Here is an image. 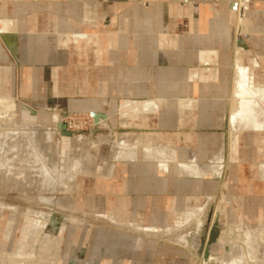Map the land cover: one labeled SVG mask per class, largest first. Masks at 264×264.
Here are the masks:
<instances>
[{"label":"crops","instance_id":"obj_1","mask_svg":"<svg viewBox=\"0 0 264 264\" xmlns=\"http://www.w3.org/2000/svg\"><path fill=\"white\" fill-rule=\"evenodd\" d=\"M237 5L234 0H0V15L15 18L3 21L7 34L12 23L23 32L27 102L101 114L110 129L123 119L135 132L131 150L119 152L129 162L111 165L110 176L94 183L88 200L89 208L104 209L105 218L120 228L89 227L86 234L76 228V260L188 264L190 248L177 246L172 234L190 222L204 224L213 198L225 195L232 220L264 221V192L255 186L263 180L256 167H245L250 152L239 148L255 136L238 137L248 131L264 135V122L250 120L247 88L252 83L262 95L264 89L250 76L242 81L243 70L231 116L238 146L232 165L226 177L221 167L211 173L219 176H193L205 174L198 160L215 156L223 145L220 132L236 78L229 74L233 57L264 84V0L248 1L240 33ZM80 33L88 36L67 39ZM213 57L219 69L201 70Z\"/></svg>","mask_w":264,"mask_h":264},{"label":"rangeland","instance_id":"obj_2","mask_svg":"<svg viewBox=\"0 0 264 264\" xmlns=\"http://www.w3.org/2000/svg\"><path fill=\"white\" fill-rule=\"evenodd\" d=\"M248 1L234 0L238 4V33L245 23ZM13 17L0 15V174H5L4 167L11 168L8 170L9 175L12 172L9 176L12 179L0 180V264H103L109 260H76L73 254V231L80 228L86 234L89 227L120 228L121 223L109 222L105 218L104 209L95 212L89 208L88 200L93 193L94 183L110 176L108 170L111 165L129 162L121 160L119 152L131 150L135 132L123 125V119L122 125L110 129L107 124L103 125L104 119L95 124L89 113H72L53 105L41 108L27 102L22 95L23 73L27 67L24 48L20 44L23 32L14 30L12 23V30L7 34V24L3 25V21L13 22ZM83 36L88 35L80 33L68 36L67 39L77 40ZM237 58L233 57L229 67V74H236V78L230 99L231 109L226 113L224 129L220 132L224 133L223 145L215 156L205 161L198 160L201 166L190 163L209 174L193 176H219L211 173L221 167L220 175L224 169L223 176L226 177L232 165L233 151H238V146L237 139H234V128L231 127V116L237 100L234 92L240 72L243 70L242 81L250 76L264 89V84L262 81L260 83L253 69L237 63ZM214 60L213 57V61L203 65L201 70L219 69ZM257 66L254 63V67ZM192 69L199 70L194 67ZM260 75H263L262 72L257 74ZM190 78L196 79V74ZM247 91L248 101L253 102L250 120L260 124L264 122V94L252 83ZM59 124L65 125L66 131L60 130ZM260 133L241 132L238 137L255 136L249 146L241 142L239 148L250 152L245 167H256L257 176L263 181L256 182L255 186L264 192V179L260 175L261 169L264 170V135ZM121 138L126 142L122 143ZM144 146V143H140V147ZM113 154L119 157L114 159ZM25 155L28 156L25 158ZM3 156H6L5 160ZM14 158L20 161L14 162ZM15 163L23 166V170L21 167L19 170V166L17 169ZM213 200L204 215V224L202 221L197 224L190 222L172 234V241L178 240L177 246L190 248L188 264H203L209 231L218 211L221 213L220 229L223 236L210 248L214 257L210 264H264V221L250 223L232 220V206L226 195ZM160 234L166 236L167 231L162 228ZM187 235L189 237L186 239Z\"/></svg>","mask_w":264,"mask_h":264},{"label":"water","instance_id":"obj_3","mask_svg":"<svg viewBox=\"0 0 264 264\" xmlns=\"http://www.w3.org/2000/svg\"><path fill=\"white\" fill-rule=\"evenodd\" d=\"M91 116L94 118L95 124H98L100 119H107L106 116L101 114H92ZM59 128L60 130L66 131V126L63 124H59ZM66 135L69 136V133H66ZM220 226L221 213L220 211H218L209 231L207 245L203 255V264H210L214 260V257L211 255L210 248L223 236V232L221 231Z\"/></svg>","mask_w":264,"mask_h":264},{"label":"bare ground","instance_id":"obj_4","mask_svg":"<svg viewBox=\"0 0 264 264\" xmlns=\"http://www.w3.org/2000/svg\"><path fill=\"white\" fill-rule=\"evenodd\" d=\"M102 126H103V125H102ZM0 127H1V126H0ZM237 132H238V131H237ZM36 134H37V133H36ZM25 140H26V139H25ZM21 141H22V140H21ZM21 144H22V143H21ZM8 145H9V144H8ZM10 147H12V146H10ZM15 148H16V146H15ZM2 149H4V148H2ZM8 150H9V149H8ZM12 150H13V149H12ZM14 150H15V149H14ZM14 150H13V151H14ZM10 151H11V148H10ZM20 151H21V150H20ZM22 151H23V150H22ZM15 152H16V151H15ZM15 152H14V155H15ZM17 152H18V151H17ZM132 152H133V150H132ZM1 153H2V151H1ZM1 153H0V154H1ZM7 153H8V151H7ZM12 153H13V152H12ZM24 153H25V152H24ZM27 153H28V152H27ZM117 153H118V152H117ZM4 154H6V152H5ZM19 154H21V153H19ZM19 154H18V155H19ZM22 154H23V153H22ZM28 154H29V153H28ZM8 155H10V152H9ZM12 155H13V154H12ZM0 156H1V155H0ZM6 156H7V155H6ZM6 156H3V157H4V158H3L4 160H5V157H6ZM26 156H28V155H25V156H23V157L26 158ZM7 157H8V156H7ZM11 157H13V156H11ZM11 157H10V158H11ZM19 157H20V156H19ZM113 157H114V154H113ZM115 157L118 158L119 156L117 157V156L115 155ZM115 157H114V159H115ZM20 158H22V157H20ZM119 158H121V157H119ZM1 159H2V158H1ZM1 159H0V161H1ZM14 159H15V158H14ZM14 159H13V160H14ZM31 159H32V158H30V160H31ZM33 159H34V158H33ZM33 159H32V160H33ZM6 160H7V159H6ZM10 160H11V159H10ZM13 160H12V161H13ZM16 160H17V159H15L14 162H15ZM23 160H24V159H23ZM26 160H28V159H26ZM8 161H9V160H8ZM19 161H20V160H17V162H19ZM1 162H2V161H1ZM9 162H10V161H9ZM14 162H13V163H14ZM25 162H27V161H24L23 163H25ZM13 163H12V164H13ZM20 163H21V162H20ZM6 164H7V162H6ZM15 164H17V163H15ZM8 165H9V164H8ZM19 165H20V164L18 163L15 167H17V166H19ZM20 167H21V166H19V170H20ZM22 167H23V166H22ZM22 167H21V168H22ZM6 168H7V167H6ZM8 168L11 169L10 167H8ZM12 168H13V166H12ZM113 168H114V167H113ZM9 169H5V167H4V170H3V171H5V170H6V171L4 172L5 174H0V180H2V179H5V180L12 179V176L9 178V176L12 175V174H11L12 172H10V175L8 174V172H9L8 170H9ZM14 169H15V168H14ZM17 169H18V167H17ZM22 170H23V168H22ZM24 170H26L25 167H24ZM17 171H18V170H17ZM1 173H2V172H1ZM7 174H8V175H7ZM14 174H15V173H14ZM16 174H17V172H16ZM26 174H27V173H26ZM103 174H104V173H103ZM17 176H19V174L16 175V177H17ZM21 177H22V176H21ZM13 178H14V177H13ZM21 179H22V178H21ZM20 182H21V180H20ZM23 182H24V181H23ZM12 186H13V185H12ZM15 188H16V187H15ZM17 188H18V187H17ZM8 232H9V230H8ZM8 232H7V233H8ZM8 237H9V236H8ZM26 250H27V249H26ZM236 259H237V258H236ZM253 260H254V259H253ZM239 261H240V260H239ZM240 264H241V263H240Z\"/></svg>","mask_w":264,"mask_h":264}]
</instances>
